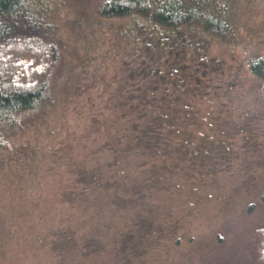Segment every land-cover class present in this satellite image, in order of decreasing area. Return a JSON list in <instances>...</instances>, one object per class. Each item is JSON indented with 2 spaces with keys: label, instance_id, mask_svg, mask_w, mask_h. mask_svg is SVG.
Segmentation results:
<instances>
[{
  "label": "trees",
  "instance_id": "obj_1",
  "mask_svg": "<svg viewBox=\"0 0 264 264\" xmlns=\"http://www.w3.org/2000/svg\"><path fill=\"white\" fill-rule=\"evenodd\" d=\"M51 1L0 0V244L6 231L19 226L6 216L38 212V189L54 188L56 203L73 209L102 194L126 204L120 191L127 186L143 191L148 185H182L201 174L198 167L214 149L198 130L201 122L187 96L197 92L184 88L191 79L188 54L208 52L214 39L237 44L259 7V0H56L64 7L93 2V9L74 13L73 23L94 35L96 27L121 21L114 30L121 70L100 78L103 92L86 94L78 82L73 86L79 78L72 75L74 64L64 62L56 25L43 14ZM246 66L264 101V54L254 51ZM89 102V134L102 140L95 141L88 160L75 158L68 143L44 142L45 132L31 120L56 103L79 116ZM48 162L57 168L58 185L29 184L43 174L33 170ZM252 235L255 263L264 264V228Z\"/></svg>",
  "mask_w": 264,
  "mask_h": 264
},
{
  "label": "rangeland",
  "instance_id": "obj_2",
  "mask_svg": "<svg viewBox=\"0 0 264 264\" xmlns=\"http://www.w3.org/2000/svg\"><path fill=\"white\" fill-rule=\"evenodd\" d=\"M93 2L64 7L53 0L43 11L56 25L64 62L74 64L72 75L79 78L73 86L78 82L86 94L103 92L100 78L119 74L123 57L114 33L121 21L96 27L95 35L74 25V13L93 9ZM258 3L237 44L214 39L208 52L188 54L191 79L184 88L197 92L187 96L201 122L198 130L214 149L198 167L201 174L182 185H148L143 191L127 186L120 191L126 204L102 194L83 209L57 204L52 187L38 189V212L6 216L19 226L6 231L0 264H256L252 233L264 228V101L246 58L256 50L264 54V0ZM92 110L85 103L76 116L56 103L31 120L45 132L44 142L68 143L75 158L88 160L95 141L102 140L89 134ZM49 163L33 170L43 174L29 184L58 185L57 168Z\"/></svg>",
  "mask_w": 264,
  "mask_h": 264
}]
</instances>
